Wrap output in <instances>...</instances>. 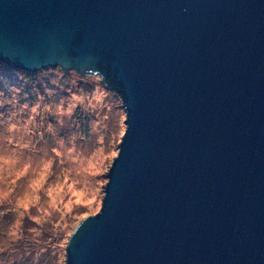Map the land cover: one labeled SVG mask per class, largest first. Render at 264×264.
<instances>
[{
  "label": "water",
  "instance_id": "water-1",
  "mask_svg": "<svg viewBox=\"0 0 264 264\" xmlns=\"http://www.w3.org/2000/svg\"><path fill=\"white\" fill-rule=\"evenodd\" d=\"M0 60L126 107L66 264H264V0H0Z\"/></svg>",
  "mask_w": 264,
  "mask_h": 264
},
{
  "label": "rangeland",
  "instance_id": "rangeland-1",
  "mask_svg": "<svg viewBox=\"0 0 264 264\" xmlns=\"http://www.w3.org/2000/svg\"><path fill=\"white\" fill-rule=\"evenodd\" d=\"M13 68L0 64V264H66L102 209L126 107L100 75Z\"/></svg>",
  "mask_w": 264,
  "mask_h": 264
},
{
  "label": "trees",
  "instance_id": "trees-1",
  "mask_svg": "<svg viewBox=\"0 0 264 264\" xmlns=\"http://www.w3.org/2000/svg\"><path fill=\"white\" fill-rule=\"evenodd\" d=\"M1 63H5L3 60H0V64ZM5 64H7V63H5ZM13 69H15V70H21V71H23V69H21V68H13ZM72 70H74L75 72L77 71V72H80L78 69H72ZM25 71V70H24ZM82 73V72H81ZM84 74H92V75H96V76H101V74H100V72L99 73H97V72H95V71H93V70H87V72H85ZM102 77V76H101ZM105 81V80H104ZM106 82V81H105ZM108 83V82H107Z\"/></svg>",
  "mask_w": 264,
  "mask_h": 264
}]
</instances>
